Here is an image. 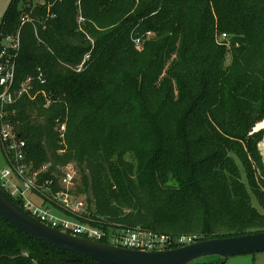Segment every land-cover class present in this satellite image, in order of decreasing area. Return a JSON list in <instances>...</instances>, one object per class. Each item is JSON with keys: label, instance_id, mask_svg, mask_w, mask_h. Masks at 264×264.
Returning <instances> with one entry per match:
<instances>
[{"label": "trees", "instance_id": "trees-1", "mask_svg": "<svg viewBox=\"0 0 264 264\" xmlns=\"http://www.w3.org/2000/svg\"><path fill=\"white\" fill-rule=\"evenodd\" d=\"M25 16L17 77L40 69L46 84L14 121L36 165L77 166L79 222L199 241L264 231V0H11L0 31ZM0 264L103 263L0 216Z\"/></svg>", "mask_w": 264, "mask_h": 264}, {"label": "built area", "instance_id": "built-area-1", "mask_svg": "<svg viewBox=\"0 0 264 264\" xmlns=\"http://www.w3.org/2000/svg\"><path fill=\"white\" fill-rule=\"evenodd\" d=\"M29 20L22 18L21 27L16 34L3 35L0 31V188L12 199L21 201L23 210L42 223L74 236L103 242L107 239L114 246L144 251L169 250L180 248L199 241L196 235H172L137 227L133 230H119L108 235L105 231L75 218L82 217L86 203L76 194L80 177L75 164L53 169V163L36 165L28 158L27 142L20 135L14 121L15 106L23 98L34 100L38 95V85L46 84L43 72L27 75L21 80L17 77V63L21 48V28ZM82 21V18L79 17ZM3 25L0 19V29ZM225 44L228 34H220ZM140 40H136V45ZM89 59L86 55L78 71ZM61 145L65 139V123L57 125ZM59 153H62L60 150ZM3 165V166H2ZM51 174V178L46 177ZM57 179V183L55 179ZM34 198V200L32 199ZM66 212L67 218H59L54 211ZM175 249V248H170Z\"/></svg>", "mask_w": 264, "mask_h": 264}, {"label": "water", "instance_id": "water-1", "mask_svg": "<svg viewBox=\"0 0 264 264\" xmlns=\"http://www.w3.org/2000/svg\"><path fill=\"white\" fill-rule=\"evenodd\" d=\"M0 216L19 231L53 247L103 264H191L264 251V231L237 237L216 238L169 250L144 251L74 236L52 228L17 205L0 188Z\"/></svg>", "mask_w": 264, "mask_h": 264}, {"label": "rangeland", "instance_id": "rangeland-1", "mask_svg": "<svg viewBox=\"0 0 264 264\" xmlns=\"http://www.w3.org/2000/svg\"><path fill=\"white\" fill-rule=\"evenodd\" d=\"M35 1L36 2H42V0H35ZM10 2H11V0H0V19H2L3 15L5 14V12H6L7 8H8V6H9ZM221 34H223V32ZM216 38H217L216 39V43L218 45L223 44V43H221V40L222 39L220 40V36L217 35V33H216ZM224 43L225 44L223 46H225L227 48V51H228V53H227V58H228L230 56V50H231V47H232V43H231V40H230V36L229 35H228L227 40L224 41ZM226 63L228 64L229 61L226 60ZM259 129L264 130V127L263 126H259V124H258V126L255 129V131H257ZM65 137H66V135H65ZM65 144H66V140L64 139L62 145H65ZM260 150H261L262 157H263V161H264V138H263V140H262V142L260 144ZM0 163L3 164L2 161H0ZM79 180H80V177H79ZM79 180H78L77 185L79 184ZM79 197H81V199L86 203V207H85L84 213L88 214V211H87L88 210L87 196H85V195L80 196L79 195ZM32 199L34 200V198H32ZM253 203H254V205H256V202L254 200H253ZM56 211H58V210H55L54 213H55V215L57 217H59V218H67V216L66 215H63L60 211H59L60 213L59 212H56ZM88 215H86V216H88ZM206 260L208 262L209 261L214 262V261H217L219 259L217 257H210V258H208ZM225 264H264V251L250 253V254H246V255H236V256H232V257L228 258L225 261Z\"/></svg>", "mask_w": 264, "mask_h": 264}, {"label": "crops", "instance_id": "crops-1", "mask_svg": "<svg viewBox=\"0 0 264 264\" xmlns=\"http://www.w3.org/2000/svg\"><path fill=\"white\" fill-rule=\"evenodd\" d=\"M56 212H59V211H56ZM60 213V212H59ZM62 213V212H61ZM63 215H66V214H64V213H62ZM67 217H68V215H66Z\"/></svg>", "mask_w": 264, "mask_h": 264}]
</instances>
